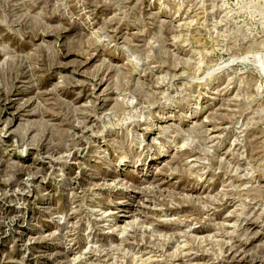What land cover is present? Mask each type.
I'll use <instances>...</instances> for the list:
<instances>
[{
	"label": "rangeland",
	"instance_id": "1",
	"mask_svg": "<svg viewBox=\"0 0 264 264\" xmlns=\"http://www.w3.org/2000/svg\"><path fill=\"white\" fill-rule=\"evenodd\" d=\"M0 264H264V0H0Z\"/></svg>",
	"mask_w": 264,
	"mask_h": 264
}]
</instances>
